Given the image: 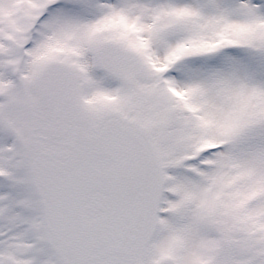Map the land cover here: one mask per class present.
Masks as SVG:
<instances>
[{
    "label": "snow or ice",
    "instance_id": "6c2138e0",
    "mask_svg": "<svg viewBox=\"0 0 264 264\" xmlns=\"http://www.w3.org/2000/svg\"><path fill=\"white\" fill-rule=\"evenodd\" d=\"M0 264H264V0H0Z\"/></svg>",
    "mask_w": 264,
    "mask_h": 264
}]
</instances>
